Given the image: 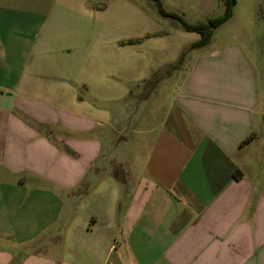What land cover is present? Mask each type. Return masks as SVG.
<instances>
[{"label": "crops", "instance_id": "crops-1", "mask_svg": "<svg viewBox=\"0 0 264 264\" xmlns=\"http://www.w3.org/2000/svg\"><path fill=\"white\" fill-rule=\"evenodd\" d=\"M239 1L163 73L189 45L156 68L127 40L88 71L72 9L0 0V238L28 187L61 239L21 264H264V0ZM154 71L176 87L144 111Z\"/></svg>", "mask_w": 264, "mask_h": 264}, {"label": "rangeland", "instance_id": "rangeland-1", "mask_svg": "<svg viewBox=\"0 0 264 264\" xmlns=\"http://www.w3.org/2000/svg\"><path fill=\"white\" fill-rule=\"evenodd\" d=\"M159 1L163 9L176 12L191 23L205 22L208 18L222 13L225 6L222 0ZM246 1H239L237 8L240 7V9L238 10L249 6ZM254 6H259L258 9H262L259 3H254ZM49 7L54 9L53 11H56L55 9H69L75 12L74 15H71L70 12L66 11V18L70 16L66 19V22H75L78 25L79 28L76 31L80 32L78 47L80 48V54L83 53V56H86L90 61L94 60L93 64H88L91 68L88 71L96 69L95 64L104 61V56L109 55L110 45L113 46V54L120 55L122 53L121 47L116 48V45L127 40H134L136 42L130 43L128 52L127 46L124 54L132 55V52L136 54V50L140 49L141 54L145 55L158 68L162 64H160V61H171L177 58L183 46L190 45L200 37L195 31L185 30L179 21L161 15L153 0H49ZM66 32L68 38L73 31ZM194 53L195 50H186L184 60L186 66ZM153 74H156V71L147 73L141 79V82L143 83L145 78L146 81H151L150 78ZM176 79V74L162 81L158 79V83L148 93L146 99L144 101L140 100L141 109L144 108V111H146L147 105L152 101H168L170 87H176ZM141 87L146 86L143 83ZM30 193L31 190L28 187L18 190L19 198L26 199L30 197V204L26 206L19 205L18 207L17 216L23 221L18 223L21 224L19 225L18 236L15 238H0V260L3 263L7 261V264H21L26 256H30L24 252L31 248V250H35V253L39 252L41 248L52 249L55 251L54 256L58 255L61 239L52 237L58 224L57 221L50 223L43 231L39 230L42 225L39 226L36 222V217L46 215V211L50 215L54 214L55 207L33 205L36 192L34 191L31 195ZM24 217L32 219V223L27 225V219H24ZM31 230L39 231V234L33 238L22 236L28 234ZM48 234L50 237L47 236Z\"/></svg>", "mask_w": 264, "mask_h": 264}, {"label": "trees", "instance_id": "trees-1", "mask_svg": "<svg viewBox=\"0 0 264 264\" xmlns=\"http://www.w3.org/2000/svg\"><path fill=\"white\" fill-rule=\"evenodd\" d=\"M153 1H155L156 5H157V9L161 15L179 21L185 30L195 31L200 35L198 40L191 43L187 48H185L181 52L180 56L178 57V59L175 62L168 64L167 67L163 68V73H168V72H171L175 69L180 68V66L184 60L186 50L191 49V48L196 47V46L204 45V44L209 42V40L212 36L213 30L216 27H218L220 24L225 22L228 18H230L231 14H232V4L234 2V0H222L225 6H224V10L221 14H219L217 16L210 17L205 22L191 23V22L186 21L178 13L173 12V11H167V10L163 9L159 0H153ZM128 42L132 43L133 40H128ZM150 79H151V81H146V83L155 84L159 79L158 73L153 74ZM152 79H154V81H152ZM249 138H250V136L247 137L246 140Z\"/></svg>", "mask_w": 264, "mask_h": 264}]
</instances>
